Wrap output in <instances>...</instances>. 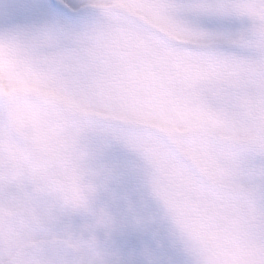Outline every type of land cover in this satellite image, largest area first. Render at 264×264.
<instances>
[{
  "label": "rangeland",
  "instance_id": "obj_1",
  "mask_svg": "<svg viewBox=\"0 0 264 264\" xmlns=\"http://www.w3.org/2000/svg\"><path fill=\"white\" fill-rule=\"evenodd\" d=\"M54 1L0 0V264H264V0Z\"/></svg>",
  "mask_w": 264,
  "mask_h": 264
},
{
  "label": "bare ground",
  "instance_id": "obj_2",
  "mask_svg": "<svg viewBox=\"0 0 264 264\" xmlns=\"http://www.w3.org/2000/svg\"><path fill=\"white\" fill-rule=\"evenodd\" d=\"M55 6L57 8H60L61 5L59 3H57L56 1H54ZM51 248H57L60 251H64L66 256L70 257V262H64V263H59L58 261H56L54 258H52L50 256V249ZM23 257L26 256H38V255H45L47 257V259H43L40 260V262H45V261H49L48 264H74L75 262V258L71 255V253L68 251V248H66V246L64 245L63 242H53L50 244H41V245H32L26 249H24V251L21 254ZM50 260H49V259ZM71 259H73V261H71ZM31 262L29 261H24V260H20V262H16L14 264H30ZM76 263V262H75ZM33 264H37V263H33Z\"/></svg>",
  "mask_w": 264,
  "mask_h": 264
},
{
  "label": "water",
  "instance_id": "obj_3",
  "mask_svg": "<svg viewBox=\"0 0 264 264\" xmlns=\"http://www.w3.org/2000/svg\"><path fill=\"white\" fill-rule=\"evenodd\" d=\"M81 11H83V10H80V11H78V12H81ZM100 11H102V10H100ZM135 21H139V22H141L139 19H134ZM254 34H251V35H249L246 39H248V38H250V37H252ZM214 46H216V45H213V46H210V47H205L204 49H202V50H206V48H211V47H214ZM189 50H192V51H199L198 49H195V48H188ZM16 96H24V97H28V98H34V99H38V100H43L42 98H36V97H32V96H29V95H25V94H11V95H9V96H7V97H5V98H10V97H16ZM45 100H52V101H54L55 103H57V105H59V103L55 100V99H45ZM82 118H90V119H95V120H99V121H102V122H104V123H109V124H115V125H117V126H120V127H130L129 125H127V124H122V123H119V122H116V121H113V120H109V119H105V118H102V117H98V116H95V115H83V116H81ZM132 127V126H131ZM149 130H151V131H153V132H157V133H159V131H156V130H154V129H151V128H148ZM254 142H252V143H249V144H253ZM32 244H27V245H25V246H23V247H21L19 250H17L12 256H11V258L9 259V260H7L6 262H4V263H2V264H14V263H16V262H19L20 260H24L25 261V259H23L24 257L21 255L22 254V252L24 251V249H26V248H28V247H30ZM38 257L35 259V260H37L38 261ZM32 261V258H29V259H26V261Z\"/></svg>",
  "mask_w": 264,
  "mask_h": 264
}]
</instances>
